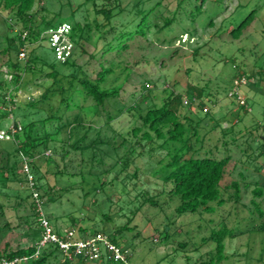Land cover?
Here are the masks:
<instances>
[{
  "label": "rangeland",
  "instance_id": "374dc122",
  "mask_svg": "<svg viewBox=\"0 0 264 264\" xmlns=\"http://www.w3.org/2000/svg\"><path fill=\"white\" fill-rule=\"evenodd\" d=\"M138 1L120 0L124 12L109 24L97 13L93 0H36L31 14L45 22L40 31L47 29L46 22L72 24L81 20L82 47L77 52L76 66L71 67L56 59L46 34L29 45L28 51L39 62L23 75L20 85L15 84L5 63L9 57L17 61V34L28 22L16 19L7 10L0 11V52L10 48V55L0 53V93L15 95L19 107L15 117L22 126L38 123L41 132L38 121L54 116L61 121L54 122L53 127L63 125L50 149L40 148L34 157L38 166L35 174L41 178L42 188L37 192L43 195V210L59 232L76 229L78 233L84 227L89 234L98 231L114 238L130 251L128 264H203L215 247L210 236L224 226L233 234L225 239L226 259L219 264H264V216L256 209L258 205L264 211V196L253 193L256 187L264 186V0H209L200 13L196 8L201 2L196 0H143L141 8H154L151 29L146 38L130 42L127 51L105 57L113 59L115 72L104 86L122 85V89L118 98L94 108L91 99L80 94L79 80L87 75L96 79L105 62L101 58L104 46L113 36L107 32L111 26L120 28L132 19ZM115 7V0L107 6ZM254 11L255 19L242 37L233 38L231 32ZM165 18L175 20L170 27L158 31L154 25L162 26ZM19 59L26 60V55H19ZM52 71H57L56 78L50 76ZM242 76L239 91L252 109L246 113L228 96L236 89L234 81ZM145 83L173 87L185 100L194 95L201 99L202 108L212 112L215 120L201 127L203 152L211 151L213 157L221 159L229 149L232 156L221 184L225 203L213 204L214 212L178 215L179 203L169 195L171 185L152 173L166 151L158 150L152 158L141 156L140 148L128 152L136 142L132 130L142 125L140 114L148 106L142 105L147 96L141 89ZM161 98L159 95L157 102ZM139 104L143 111H138ZM175 108L190 115L198 111L189 106ZM1 109L2 106L3 115L5 108ZM12 124L0 118V129ZM46 130H50L48 125ZM234 137L237 144H233ZM14 147L10 141H0V148L12 152ZM247 154L253 157L247 159ZM128 161L131 165L125 170ZM244 170L245 180L240 176ZM135 173L139 178H133ZM17 177L0 181V227H5L0 235V251L7 244L14 250L37 246L42 236L32 204L34 190L25 181L24 171L19 170ZM234 181L240 183L238 200L231 186ZM143 189L156 194L157 206L141 207L139 193ZM126 225L129 229H125ZM78 235L84 237L81 232ZM55 256L49 264H65L60 250ZM69 261L116 264L108 260Z\"/></svg>",
  "mask_w": 264,
  "mask_h": 264
},
{
  "label": "trees",
  "instance_id": "16d2710c",
  "mask_svg": "<svg viewBox=\"0 0 264 264\" xmlns=\"http://www.w3.org/2000/svg\"><path fill=\"white\" fill-rule=\"evenodd\" d=\"M89 1L92 0H87V2ZM93 1H95L94 8L96 9L97 13L101 14L109 24H111L114 17L120 16L124 12L123 8L121 7L120 0H115L116 7L113 9L107 8V6L111 4L112 0H107L109 2L99 5L96 3L102 0ZM208 1L209 0H196L197 3L201 2L200 7L198 6L196 8L197 13L202 12ZM138 2H140V4ZM138 2L135 3V12L132 15V19L126 23H122L120 28L113 26L110 27V30L107 33H110L113 36L111 40L107 41L104 46L101 56L102 59H104L107 55L114 53L119 55L122 52L127 51L129 49L130 42L135 41L140 37L146 38L148 35L152 26L150 17L154 12V8L143 9L141 8V4L144 1L139 0ZM35 5L36 0H0V11L7 10L16 19H19L24 23L28 22V26H25L17 34L18 40L20 42V47L17 53V61H13L9 57L8 61L5 63L16 85H20L23 75L26 72L32 71L39 62V58L34 57L28 51L29 45L38 42L39 39H43L45 35L48 34L49 29L57 28L65 23L70 24L68 22L56 24H53V22H46L45 26L47 29L40 31L41 25H43L45 22H43L41 19L37 20V16L31 14ZM159 5L160 3H158V6ZM116 8H119V12L117 13L114 12L117 10ZM191 16L195 17L196 15L195 13H192ZM254 19L255 11L252 12L236 29L231 32L233 38L240 39L244 31L252 24ZM174 20V18H165L164 24L162 26L155 24L154 27H157L158 31H162L170 27ZM211 24L213 25V22ZM70 25L71 32L69 34V38L73 43L72 55L62 63L69 64L71 67H75L78 49L82 47L81 41L83 39L84 26L81 20H77ZM186 35H188V33H186ZM23 51H25L26 55V60L24 61L19 59V55ZM9 52L10 48H6L0 53L10 55ZM196 53L197 51L195 54ZM104 61V63H101L102 70L98 72L96 79H90L87 75L86 77L79 80L82 87L80 94L83 97L85 96V98L91 99V104H93L94 108L104 107L108 100L118 98L122 89V85L113 88H106L104 86L109 76L115 72L112 67L113 59L109 60L105 58ZM106 64H109V66ZM50 76L56 78L58 76L57 71H52ZM242 78H244V76L239 79ZM141 89L143 90V93L147 92V96L144 95L142 99V105L147 104L148 106L146 108V112L144 114H140L142 125L132 130L131 134L133 138H136V142L134 146H132V150L128 152L132 153L135 152L137 148H140L141 156L148 155L150 158H152L155 152L158 150L166 151L164 159L158 162L155 169L152 168V173L154 176L161 179L165 184L171 185L169 195L172 199L178 201L179 203L176 208L178 215L197 213L202 210L209 213L214 212L215 209L213 204L216 203L220 206L225 203V201L222 199L221 184L227 173V168L232 161V156L229 149L227 150L229 154L221 159L213 157L211 155V151L203 152L204 146L203 137L201 135V127L202 124H205L210 120H215L212 112H210L209 109L205 110L206 108H202L201 99H198L194 95H191L189 98L186 97L188 98L189 103L185 104V96L181 93H177L173 87L158 88V86L155 84H153V87H151L149 83H145L141 85ZM159 95L162 96V98L160 102H157ZM210 95L214 96L217 94L210 93ZM229 98L233 99L238 107L243 109L245 113L251 112V106L246 98L245 105H240V103L235 98L230 96ZM176 105L180 109H183L185 106L195 107L198 108V111L192 115L183 114L181 110L179 112L178 109L175 108ZM0 106H2V109L5 108L3 115H0V118L4 120H11L16 128L19 126L22 127V130H19L12 139L0 140L10 141L15 145L12 152L5 148H0V181L7 182L10 181L11 178H18V171H24V165L28 163L30 166V174L33 176L34 188L39 192V189L42 188V186L39 185L41 178L36 177L35 171L38 169V166L34 162V157L36 152H40V148H44L45 150L50 149V143L54 140V137L60 134L63 128V125L61 124H58V126L54 128L53 123H59L61 118L54 116L38 121L41 125L40 132L37 127L38 123L36 124L31 122L22 126L21 122L17 121L15 116L19 107H17L15 95H12V93H0ZM12 107H15L16 111H14ZM68 107H70V105H68ZM138 107V111L139 109L143 111L141 104H139ZM201 113L203 115L202 117L199 115ZM24 116H26V113ZM47 125L50 127V130H46ZM253 129L256 130L254 127ZM258 131L260 132V130ZM140 134L141 136L139 137ZM236 140L237 138L234 137L232 140L233 144H237ZM156 142L161 143L158 146H155ZM224 144L227 145V143ZM263 154L264 151L261 153V155ZM245 156L247 159L253 157L249 154ZM47 159L48 163L50 164L52 162V158L49 156ZM130 165L131 163L128 161V163L125 164L124 169L127 170ZM240 176L245 180L247 178L246 170L242 171ZM28 178L29 177L26 174V182H29ZM133 178H139L138 173L133 174ZM231 186L234 188V196L238 200L240 198V183L238 181H234ZM253 193L257 197H263L264 186L256 187ZM139 196L142 198L141 207L145 204H150L151 206L158 205V202L155 200L156 194H153L147 189H143L139 193ZM42 197L43 195L39 193L40 200ZM32 198V204L37 215L36 218L38 220L39 213L37 211V203L33 194ZM256 209L261 216H264V211L260 208V206L257 205ZM42 211L44 212L43 205ZM45 216L49 219L48 215L45 214ZM125 229H129L128 225L125 226ZM4 230L5 227H0V235L4 232ZM54 230L57 231L55 228ZM79 232H81L84 236H93L97 233H101L95 231L89 234L88 230L84 227H80L78 234ZM232 234L233 232L228 230L225 226L212 233L209 241L214 242L215 247L208 253L210 255V259H208V261L203 264H219L226 259L225 239L227 236ZM111 239L115 244L120 245L114 238ZM36 250V246L14 250L9 248V245L7 244L5 249L0 251V260L3 258L11 260L18 257H29V260L26 263L21 261L18 264H49L52 258H57V256H55V252L57 250L59 251V248L55 245H48L42 249L37 258H32L35 255ZM69 263V260H65V264Z\"/></svg>",
  "mask_w": 264,
  "mask_h": 264
},
{
  "label": "built area",
  "instance_id": "2783aa9c",
  "mask_svg": "<svg viewBox=\"0 0 264 264\" xmlns=\"http://www.w3.org/2000/svg\"><path fill=\"white\" fill-rule=\"evenodd\" d=\"M71 32L70 24H63L57 28L49 29V41L54 49L57 60L64 62L72 55L73 43L69 38ZM25 57V53L20 54ZM244 78L235 81L236 89L229 93V96L235 98L240 105H245V97L240 93L239 88L243 84ZM189 100H185L188 104ZM207 110V109H205ZM22 130V127H15L14 123L8 129L0 130V140H10L14 135ZM10 132V133H9ZM24 172L29 177V182L34 190L33 196L37 203V211L39 213V224L42 228L41 240L37 243V250L32 258H37L43 248L48 245H55L63 253L65 260L82 259L89 261L108 260L116 264H128L131 253L128 249H124L121 245L115 244L109 236L104 233H97L93 236L79 237L76 229H70L65 232L55 231L49 219L42 211V202L39 193L34 188L33 176L30 174V166L28 163L24 165ZM29 257H18L15 259L3 258L0 264H18L19 262H27Z\"/></svg>",
  "mask_w": 264,
  "mask_h": 264
}]
</instances>
